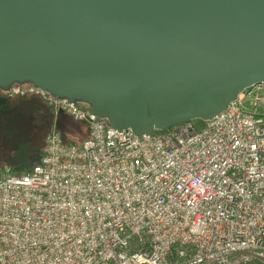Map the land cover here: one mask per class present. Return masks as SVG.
Segmentation results:
<instances>
[{
    "label": "built area",
    "instance_id": "2783aa9c",
    "mask_svg": "<svg viewBox=\"0 0 264 264\" xmlns=\"http://www.w3.org/2000/svg\"><path fill=\"white\" fill-rule=\"evenodd\" d=\"M3 93L89 135L52 129L40 162L0 176V264H264V81L201 127L141 135L30 82Z\"/></svg>",
    "mask_w": 264,
    "mask_h": 264
},
{
    "label": "water",
    "instance_id": "95a60500",
    "mask_svg": "<svg viewBox=\"0 0 264 264\" xmlns=\"http://www.w3.org/2000/svg\"><path fill=\"white\" fill-rule=\"evenodd\" d=\"M264 81V0H0V89L30 82L115 128L207 120Z\"/></svg>",
    "mask_w": 264,
    "mask_h": 264
},
{
    "label": "rangeland",
    "instance_id": "374dc122",
    "mask_svg": "<svg viewBox=\"0 0 264 264\" xmlns=\"http://www.w3.org/2000/svg\"><path fill=\"white\" fill-rule=\"evenodd\" d=\"M194 122L196 127L203 124L200 119ZM52 129L60 133L65 143L77 146L89 135L85 121L75 120L66 112L55 114L39 95L4 97L0 89V176L26 172L40 162Z\"/></svg>",
    "mask_w": 264,
    "mask_h": 264
},
{
    "label": "flooded vegetation",
    "instance_id": "af4514ba",
    "mask_svg": "<svg viewBox=\"0 0 264 264\" xmlns=\"http://www.w3.org/2000/svg\"><path fill=\"white\" fill-rule=\"evenodd\" d=\"M3 96H4V97H9V96H7V95H4V93H3Z\"/></svg>",
    "mask_w": 264,
    "mask_h": 264
},
{
    "label": "crops",
    "instance_id": "0c3cea01",
    "mask_svg": "<svg viewBox=\"0 0 264 264\" xmlns=\"http://www.w3.org/2000/svg\"><path fill=\"white\" fill-rule=\"evenodd\" d=\"M56 114V113H55Z\"/></svg>",
    "mask_w": 264,
    "mask_h": 264
}]
</instances>
